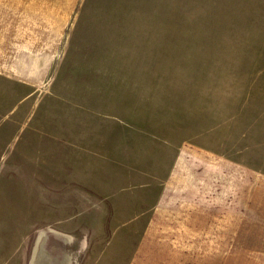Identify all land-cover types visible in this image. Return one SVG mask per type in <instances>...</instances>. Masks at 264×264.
<instances>
[{"label": "rangeland", "instance_id": "obj_1", "mask_svg": "<svg viewBox=\"0 0 264 264\" xmlns=\"http://www.w3.org/2000/svg\"><path fill=\"white\" fill-rule=\"evenodd\" d=\"M74 1L51 75L33 88L0 82V264H121L110 260L143 252L157 264L191 251L174 245L189 232L173 230L171 218L190 193L205 190L203 152L179 151L171 176L182 203H165L163 216L148 214L144 226L136 214L146 192L127 188L138 182L129 166L161 143L168 115L187 123L204 110L210 78L228 84L211 96L236 91V110L264 114V0ZM33 5L20 0L21 20ZM36 25L21 22V36L34 37ZM228 106L235 111L234 101ZM157 155L154 169L164 174L169 155ZM212 169L219 179L220 167ZM224 233L195 232L197 242L212 241L195 254L229 259L213 264H237V254L245 258L239 264H258L264 256L249 239L234 246L230 231L227 245L215 246Z\"/></svg>", "mask_w": 264, "mask_h": 264}, {"label": "crops", "instance_id": "obj_2", "mask_svg": "<svg viewBox=\"0 0 264 264\" xmlns=\"http://www.w3.org/2000/svg\"><path fill=\"white\" fill-rule=\"evenodd\" d=\"M31 1L34 2V13L21 20L20 0H0V82L7 77L33 88L38 86L42 77L51 75L49 71L57 52V44L67 28L69 11L73 10L77 2L42 0V10L37 11L36 0ZM47 7L52 8L54 13ZM21 22L36 23L37 34L34 37L21 36ZM229 86H238V81H231ZM225 87H228V84L223 80L211 81L210 78L204 84V110L190 114L187 123H182L176 114L166 116L168 120L159 132L163 134L161 143L146 146V156L142 157L141 164L129 166V180L137 178L138 182H130L127 188L131 191L146 192L141 199L143 206L136 214L137 219L142 218L138 219L140 225L145 223L148 214H152L156 219L161 218L164 213L161 209L165 203H170L175 208L180 207L182 202L173 183L176 175L174 173L171 176V171L178 162L182 148L202 151L204 168H209L208 176L204 177L203 194H196L194 191L190 193L191 195L187 196V208L177 211L171 218L172 223L176 225L173 230L189 232L187 239L179 238L174 241V245L193 249H187L182 255L161 256V261L157 264L227 263L229 259L223 258L222 255L219 260L217 257L214 260L211 253L195 254L198 244L212 247L211 239L197 242L193 237L197 231L225 232L219 235L220 241L215 242L217 247L227 245L224 239L228 238L226 234L230 231L233 232L230 240H235L232 243L234 246H243L244 239H249L253 246L257 244L256 246L264 251V114H243L236 110L240 99L236 91L233 95L221 89L217 93L222 95L211 96L217 91L215 88ZM232 101L235 102V111L228 109V104ZM156 115L154 114L155 117ZM199 134L203 135L202 141L183 139L185 136ZM164 150L169 155L170 163L162 174V168L154 169V160L158 156L157 153ZM212 167H220L219 179L215 178L216 171ZM218 185L220 190L212 191V188ZM199 198H202V202L197 204L196 199ZM231 201H234V204ZM233 208L234 211H231ZM163 220L164 217L161 221ZM189 234L192 237H189ZM209 235L211 238V233ZM242 255H235L236 258H233L232 262L244 263L245 258ZM112 258L109 259L112 263L146 264L148 255L143 252L142 255L130 257L127 261ZM254 260L258 264H264V256ZM94 263L95 260L91 262Z\"/></svg>", "mask_w": 264, "mask_h": 264}]
</instances>
